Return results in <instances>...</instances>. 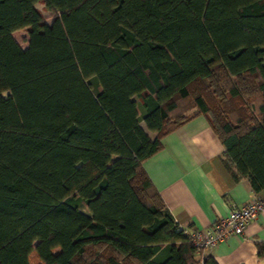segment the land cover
Wrapping results in <instances>:
<instances>
[{"label": "trees", "instance_id": "obj_1", "mask_svg": "<svg viewBox=\"0 0 264 264\" xmlns=\"http://www.w3.org/2000/svg\"><path fill=\"white\" fill-rule=\"evenodd\" d=\"M197 114L264 187V0H0V264H217L142 167Z\"/></svg>", "mask_w": 264, "mask_h": 264}, {"label": "crops", "instance_id": "obj_2", "mask_svg": "<svg viewBox=\"0 0 264 264\" xmlns=\"http://www.w3.org/2000/svg\"><path fill=\"white\" fill-rule=\"evenodd\" d=\"M153 136V134H151ZM161 147L142 167L174 220L202 228L252 198L264 204V187L254 191L246 177L234 179L221 160L224 147L208 119L197 114L161 137ZM264 241V209L241 235L207 248L217 264H264L257 254Z\"/></svg>", "mask_w": 264, "mask_h": 264}, {"label": "built area", "instance_id": "obj_3", "mask_svg": "<svg viewBox=\"0 0 264 264\" xmlns=\"http://www.w3.org/2000/svg\"><path fill=\"white\" fill-rule=\"evenodd\" d=\"M264 209L259 198H252L241 205H233L228 213L202 228L183 226L197 248H210L229 236L241 235L245 224Z\"/></svg>", "mask_w": 264, "mask_h": 264}, {"label": "rangeland", "instance_id": "obj_4", "mask_svg": "<svg viewBox=\"0 0 264 264\" xmlns=\"http://www.w3.org/2000/svg\"><path fill=\"white\" fill-rule=\"evenodd\" d=\"M37 6L38 7H41V4H37ZM44 14L46 15V16H48L49 15V12H47V11H45L44 12ZM48 19V21H50V17H47ZM13 37L17 40V42L20 44V46L22 47V48H25L26 47V45H27V33H26V31L25 30H15L14 32H13ZM91 61L95 64V69L96 70H99L100 68H102L103 66H104V61H103V59H102V57L99 55V54H95V55H93L92 57H91ZM141 123V125H143V122H140ZM81 209L82 210H85V208L84 207H81Z\"/></svg>", "mask_w": 264, "mask_h": 264}]
</instances>
